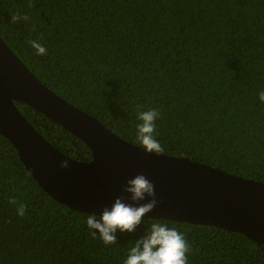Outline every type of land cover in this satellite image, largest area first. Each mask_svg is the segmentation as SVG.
Wrapping results in <instances>:
<instances>
[{"label":"trees","instance_id":"trees-1","mask_svg":"<svg viewBox=\"0 0 264 264\" xmlns=\"http://www.w3.org/2000/svg\"><path fill=\"white\" fill-rule=\"evenodd\" d=\"M16 14L29 19L13 22ZM0 37L46 86L122 139L139 145L137 108H154L163 153L264 182V0H0ZM15 104L58 150L91 159L70 131ZM89 214L52 198L0 135V264H124L153 221L184 235L188 264H264V244L244 233L165 218H142L105 245Z\"/></svg>","mask_w":264,"mask_h":264},{"label":"water","instance_id":"water-1","mask_svg":"<svg viewBox=\"0 0 264 264\" xmlns=\"http://www.w3.org/2000/svg\"><path fill=\"white\" fill-rule=\"evenodd\" d=\"M15 101L33 107L82 140L91 159L77 160L54 147ZM0 135L14 146L37 183L71 208L100 216L117 197L132 203L130 194L123 191L126 181L143 174L153 183L158 200L143 218L219 226L264 244V182L185 156L145 152L46 86L1 37ZM64 160L69 163L67 169L60 167Z\"/></svg>","mask_w":264,"mask_h":264},{"label":"clouds","instance_id":"clouds-1","mask_svg":"<svg viewBox=\"0 0 264 264\" xmlns=\"http://www.w3.org/2000/svg\"><path fill=\"white\" fill-rule=\"evenodd\" d=\"M33 6L31 3L29 7ZM28 16L19 14L12 16V21H27ZM36 50L37 55H46V47L35 41L28 42ZM259 99L264 102V90L260 91ZM159 112L154 109L142 110L137 108L136 143L147 153L160 155L164 152L161 143L155 138L156 120ZM62 169L69 168V163L64 160L60 163ZM124 192L130 194L132 203H125V197H117L110 208L105 207L99 217L89 214L86 224L93 237L98 236L105 245L116 244V232L133 233L142 223V218L151 212L158 204L155 187L145 175L138 174L126 181ZM150 197L147 203L136 206V202L143 201ZM10 203L16 205L17 214L24 216L26 205L18 203L16 199H10ZM95 230V231H93ZM191 248L184 235L174 227L166 223L153 221L148 228L146 235L138 239L128 252L124 264H188L187 253Z\"/></svg>","mask_w":264,"mask_h":264}]
</instances>
